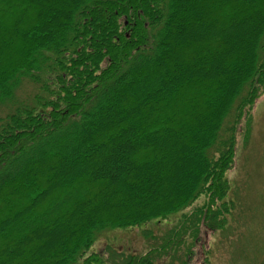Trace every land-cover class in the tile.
I'll list each match as a JSON object with an SVG mask.
<instances>
[{
    "label": "trees",
    "instance_id": "trees-1",
    "mask_svg": "<svg viewBox=\"0 0 264 264\" xmlns=\"http://www.w3.org/2000/svg\"><path fill=\"white\" fill-rule=\"evenodd\" d=\"M263 86L264 0H0V264L100 261L134 228L147 249L113 264H186L234 213Z\"/></svg>",
    "mask_w": 264,
    "mask_h": 264
},
{
    "label": "rangeland",
    "instance_id": "rangeland-1",
    "mask_svg": "<svg viewBox=\"0 0 264 264\" xmlns=\"http://www.w3.org/2000/svg\"><path fill=\"white\" fill-rule=\"evenodd\" d=\"M35 87L24 79L15 92V102L32 97ZM260 90L250 112L251 120L246 117L236 128L235 161L227 174L229 196L236 202L234 213L226 229L207 233L200 229V240L186 264H262L264 261V86ZM12 107L8 101L4 102L0 106V118ZM190 210L185 213L190 214ZM180 216L171 217L168 222L149 223V227L155 235L162 234L170 228V222L174 225L179 218L178 225ZM147 244L140 228L106 230L88 252H97L100 261L81 260L77 264H113V250L140 254Z\"/></svg>",
    "mask_w": 264,
    "mask_h": 264
}]
</instances>
